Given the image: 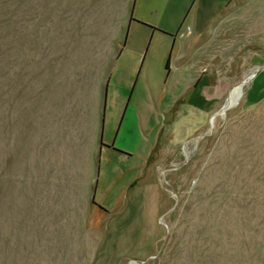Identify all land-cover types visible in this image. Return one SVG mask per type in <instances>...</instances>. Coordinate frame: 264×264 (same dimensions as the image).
<instances>
[{
    "label": "rangeland",
    "instance_id": "rangeland-1",
    "mask_svg": "<svg viewBox=\"0 0 264 264\" xmlns=\"http://www.w3.org/2000/svg\"><path fill=\"white\" fill-rule=\"evenodd\" d=\"M133 1L0 0V264H264V0Z\"/></svg>",
    "mask_w": 264,
    "mask_h": 264
},
{
    "label": "crops",
    "instance_id": "crops-1",
    "mask_svg": "<svg viewBox=\"0 0 264 264\" xmlns=\"http://www.w3.org/2000/svg\"><path fill=\"white\" fill-rule=\"evenodd\" d=\"M232 0H134L128 17V27L132 29L135 23L145 22L153 31L165 34H177L186 26L185 36L200 34L206 30L224 8ZM144 24V23H142ZM183 50L176 58L175 66L185 64ZM170 67V66H169ZM185 83L192 82V89L199 79L200 90L210 84L206 75L188 78ZM216 83V82H215ZM214 84V83H213ZM199 86V85H196ZM186 92V91H185ZM184 92V93H185ZM213 92V91H212ZM205 96V95H204Z\"/></svg>",
    "mask_w": 264,
    "mask_h": 264
},
{
    "label": "bare ground",
    "instance_id": "bare-ground-1",
    "mask_svg": "<svg viewBox=\"0 0 264 264\" xmlns=\"http://www.w3.org/2000/svg\"><path fill=\"white\" fill-rule=\"evenodd\" d=\"M240 86L242 87L243 85L239 84V86L237 87V90H239ZM234 98L229 99V101L223 106L224 111L222 108L219 109L217 112L214 113V115L211 116V118L215 117L219 113H222L224 115L225 111L228 108L232 107L233 105H235L237 103L238 100L236 102L231 103Z\"/></svg>",
    "mask_w": 264,
    "mask_h": 264
},
{
    "label": "water",
    "instance_id": "water-1",
    "mask_svg": "<svg viewBox=\"0 0 264 264\" xmlns=\"http://www.w3.org/2000/svg\"><path fill=\"white\" fill-rule=\"evenodd\" d=\"M255 76V74L253 73L250 77H248V78H246V79H243L241 82H240V84L241 85H244V84H246L250 79H252L253 77ZM242 93V92H241ZM222 109H223V106H222ZM223 111H224V109H223Z\"/></svg>",
    "mask_w": 264,
    "mask_h": 264
},
{
    "label": "trees",
    "instance_id": "trees-1",
    "mask_svg": "<svg viewBox=\"0 0 264 264\" xmlns=\"http://www.w3.org/2000/svg\"><path fill=\"white\" fill-rule=\"evenodd\" d=\"M169 67V60H167V62H166V68H168Z\"/></svg>",
    "mask_w": 264,
    "mask_h": 264
}]
</instances>
